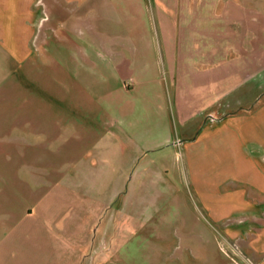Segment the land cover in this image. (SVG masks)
Returning a JSON list of instances; mask_svg holds the SVG:
<instances>
[{"label":"crops","instance_id":"0c3cea01","mask_svg":"<svg viewBox=\"0 0 264 264\" xmlns=\"http://www.w3.org/2000/svg\"><path fill=\"white\" fill-rule=\"evenodd\" d=\"M156 2L158 7L147 0H18L16 7L10 0L17 20L25 19L26 11L31 18L35 5L42 4L51 20L81 26L99 42L90 62L97 74L94 79H79L75 72L66 71L79 63L64 58L61 72L56 73L61 78L35 79L28 63L25 76L26 62L22 64L19 56L6 60L1 25L8 2L0 0V151L21 146L44 149L43 154L35 151L29 157L45 165L44 172L32 174L33 188L25 194L28 204L18 208L3 207L2 200L7 179L12 187L20 179L7 178L0 168V264H87L90 258L96 259L91 264H103L101 259L107 255L114 261L118 228L125 232L133 222L163 225L171 212L184 208L186 195H196L199 213H207L206 220L220 226L230 215L243 216L244 231L253 229L244 236L252 244L246 257L264 264V229L259 240L252 237L258 227L254 216L264 222V119H253L252 131L259 140L247 146L251 156L247 158L243 143L230 148L228 140L215 155L216 135L206 122L209 115L221 113L217 101L230 85L264 69V0ZM169 10L173 16L188 13L195 19L193 30L185 34L189 41H182L183 32L174 26L173 16L169 19ZM202 19L205 28L198 29ZM51 25L54 34L57 27ZM115 29L137 38L133 44L143 51L140 71L145 79L101 78V67L118 74L127 62L119 55L118 65L105 63L100 54L102 50L120 53L116 43L100 39L114 35ZM11 42L20 52V44ZM154 44L157 61L146 55ZM184 48L196 51L197 62L192 59L191 68L204 73L194 79L147 76L149 68L157 73L163 66L174 70ZM22 88L27 91L28 107L21 106ZM208 108L216 112L208 111L204 117ZM21 160L26 159L8 161L3 155L0 165ZM246 161L252 163L251 176L244 172ZM233 176L248 183L256 199L263 196V201L250 200L240 190L232 192L230 201L229 193L219 188ZM199 222L195 219L192 227L204 225ZM102 236L112 247L97 256Z\"/></svg>","mask_w":264,"mask_h":264},{"label":"rangeland","instance_id":"374dc122","mask_svg":"<svg viewBox=\"0 0 264 264\" xmlns=\"http://www.w3.org/2000/svg\"><path fill=\"white\" fill-rule=\"evenodd\" d=\"M14 1L17 7L19 4L18 0ZM147 1H149L150 6H157L156 1L158 0ZM6 2H8V9L1 25L4 28L2 41L3 43L6 42V60L9 58L17 60L16 57L18 56L22 64L25 60V76H28L29 65L33 67L31 72L33 78L57 79L60 74L56 76V73L61 72L60 62L63 58L65 60L78 61L79 64L76 67L65 70L69 72L71 70L70 73L75 72L79 79H94L97 76V74L94 76V71L90 64L93 56L97 55L96 49L99 42H97L96 37L87 35L81 26H69L68 21L51 20L43 9L42 4L35 5L33 8L35 12L31 14V18L29 17V12L26 11L27 13L25 12L24 14H27V17L17 20L10 9V0H6ZM25 6L26 8L27 6L30 7V4L26 3ZM169 11L170 18H168L171 20L173 10ZM194 20L193 17L191 19L188 13L180 16V18L173 16L174 26L183 32L184 38H182V41H189L190 37L185 34H188L191 29L193 30ZM135 22L134 20V24ZM199 23L200 25H197L198 29L205 28L206 21L202 19ZM51 24L57 27L54 34L50 32ZM148 30L151 33L154 31L149 25ZM10 31L12 32L11 34L8 33ZM114 31L116 32V29ZM11 38L15 40L17 45L18 43L20 44V52L15 50L16 46L11 42ZM101 38L106 43H116L120 50V53L102 50L100 54L107 60L105 63L111 62L113 64V61H117L119 55L127 61L124 68H118L120 76L111 69L101 67L102 79H112L114 76L121 79H145L140 71L143 65V51L141 49L136 50V46L133 44L135 36H125L120 32H116L114 35L101 36ZM182 51H185L184 56L179 54L177 65L175 68L173 67L174 70L163 66L158 68L157 73L156 68H149L147 76L149 78L154 76L153 78L155 79H194L195 76L204 73V69L196 66L191 68V60L193 59L192 61L197 62L196 51L194 53V49L189 50L188 48H184ZM146 55L152 61L158 60L159 53L156 44ZM116 65H118V61ZM182 66H185L186 69ZM21 70L23 69L21 68ZM19 72L21 73L20 69ZM63 79L68 78L65 76ZM37 83L35 88L39 90L40 86ZM23 88L21 91V106L28 107L27 91ZM6 96L8 95L6 94ZM217 106V111L221 113L206 117V122L214 129L213 134L216 135L213 144L215 155L220 154V148L228 140L230 148L233 145H237L238 142L243 143L246 149L245 157L247 158V155L250 156L248 147L259 140L252 131L253 119L256 116L258 119H264V69H262L260 75H254L243 79L237 84L230 85L228 93L218 99ZM208 111L216 112L213 108L205 109L204 117L209 114ZM261 140H264L263 131ZM41 150L21 146L15 148L6 147L0 151V156L4 155L8 161L10 158L15 159L19 158V156L26 159L25 161L21 160L20 164H5L3 167L0 165L1 171L4 172L7 178L18 177L20 179L19 182L17 180L13 181L15 187L9 186L7 179L5 183L6 195H4L2 200L3 207L18 208L22 204H28V196L25 194L26 191L33 188L34 180H32V174H34V171L44 172L45 170V165L34 163L30 160L29 154L32 153L34 155L35 151L43 154L44 149ZM230 154L233 155L231 151ZM262 157L264 158V153H262ZM252 168V163L246 161L245 174L251 176ZM219 189L224 193L226 191L229 193V200L233 197L232 192L238 190L243 191L250 200L258 198L248 183H244L234 176L224 180ZM189 191L192 194V189ZM184 198V208L171 212L168 221L163 222L164 227H161L163 225L160 222L156 224L157 226H138L136 222H133L132 227L127 225L125 232L118 228L115 243L116 253L114 255L116 259L114 261L108 259L107 257L109 256L107 255L106 259H101V262L103 264H113V262L115 264H260V261L256 263L246 257V253L252 250V244L245 242L244 236H246L248 230L253 231V229L249 227L248 230L244 231L242 225H244L245 219L243 216L239 217L238 214L230 215L229 218L224 219L227 222L220 226L218 225L219 222L215 220H206L209 218L207 213H199L200 206L196 200V195H186ZM256 200L262 202L263 196H259V199ZM216 214V212L212 213L213 219H215ZM255 216L253 219L258 227L256 234L254 233L252 237L259 240L262 236L260 231L264 229V227L260 228V226H264V222H260L258 216ZM195 219L200 221V224L204 221V225L192 227ZM101 240L96 251L97 256L107 254L106 252L112 247V244H109L107 239L104 241L103 236ZM128 241H131V243L128 244ZM124 242H127V244ZM95 260L90 258L87 260V264H91Z\"/></svg>","mask_w":264,"mask_h":264}]
</instances>
